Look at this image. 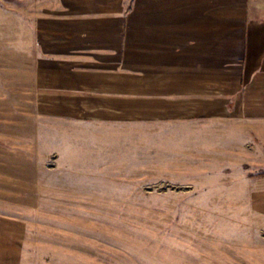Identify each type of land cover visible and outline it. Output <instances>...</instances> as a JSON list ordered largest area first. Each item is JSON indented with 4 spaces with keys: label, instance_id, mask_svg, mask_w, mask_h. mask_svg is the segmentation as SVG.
Returning a JSON list of instances; mask_svg holds the SVG:
<instances>
[{
    "label": "rangeland",
    "instance_id": "rangeland-1",
    "mask_svg": "<svg viewBox=\"0 0 264 264\" xmlns=\"http://www.w3.org/2000/svg\"><path fill=\"white\" fill-rule=\"evenodd\" d=\"M60 3L0 0V264H264V139L41 114L25 45Z\"/></svg>",
    "mask_w": 264,
    "mask_h": 264
},
{
    "label": "crops",
    "instance_id": "crops-1",
    "mask_svg": "<svg viewBox=\"0 0 264 264\" xmlns=\"http://www.w3.org/2000/svg\"><path fill=\"white\" fill-rule=\"evenodd\" d=\"M60 1L61 11L40 14L37 45H25L42 115L264 139V4ZM256 187L264 200V177Z\"/></svg>",
    "mask_w": 264,
    "mask_h": 264
}]
</instances>
